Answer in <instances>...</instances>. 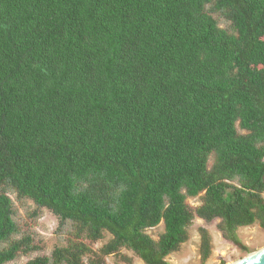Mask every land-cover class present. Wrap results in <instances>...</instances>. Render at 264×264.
<instances>
[{
  "label": "trees",
  "instance_id": "1",
  "mask_svg": "<svg viewBox=\"0 0 264 264\" xmlns=\"http://www.w3.org/2000/svg\"><path fill=\"white\" fill-rule=\"evenodd\" d=\"M263 193L264 0H0V264L37 249L10 194L70 224L24 264H170Z\"/></svg>",
  "mask_w": 264,
  "mask_h": 264
},
{
  "label": "rangeland",
  "instance_id": "2",
  "mask_svg": "<svg viewBox=\"0 0 264 264\" xmlns=\"http://www.w3.org/2000/svg\"><path fill=\"white\" fill-rule=\"evenodd\" d=\"M217 19L221 26L225 24L220 18L217 17ZM200 195L188 198L187 202L192 207L197 206L200 202ZM10 197L14 205L13 217L18 224L20 233L30 235L32 243L37 249L25 254H19L5 264H24L27 260L38 254H49L56 245L64 243L69 234V223H60L49 210L37 208L28 199H18L14 194H10ZM218 223L219 219L205 221L195 217L193 223L188 228L189 238L181 244L177 251L166 257L167 261L170 264H229L264 248V229L260 228L257 224L239 227L236 230L237 237L244 246V249H242L223 238L222 233L218 229ZM162 229L163 223H160L154 228L147 229L146 232L154 239H157ZM200 229L207 230L211 241V252L204 262H201L199 254ZM109 237V234H105L102 240L92 243L93 249H97ZM103 264L124 263L120 262L116 256L110 255L104 258ZM131 264L144 263L134 258Z\"/></svg>",
  "mask_w": 264,
  "mask_h": 264
},
{
  "label": "water",
  "instance_id": "3",
  "mask_svg": "<svg viewBox=\"0 0 264 264\" xmlns=\"http://www.w3.org/2000/svg\"><path fill=\"white\" fill-rule=\"evenodd\" d=\"M257 252H260V251L258 250L256 252L250 253L246 257L241 259L239 263H233V264H264V251L260 253H257Z\"/></svg>",
  "mask_w": 264,
  "mask_h": 264
},
{
  "label": "bare ground",
  "instance_id": "4",
  "mask_svg": "<svg viewBox=\"0 0 264 264\" xmlns=\"http://www.w3.org/2000/svg\"><path fill=\"white\" fill-rule=\"evenodd\" d=\"M261 250L264 251V248H262ZM261 250H259V251L262 252ZM260 252H257V253H260ZM257 253H255V254H257ZM255 254H254V255H255ZM240 261H241V259H240V260H237V261H235V262L229 263V264L239 263Z\"/></svg>",
  "mask_w": 264,
  "mask_h": 264
}]
</instances>
